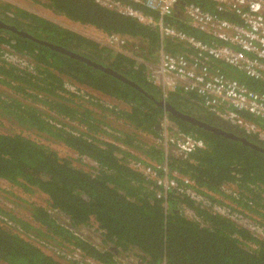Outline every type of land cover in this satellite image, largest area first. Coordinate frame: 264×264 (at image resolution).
<instances>
[{"label":"trees","instance_id":"1","mask_svg":"<svg viewBox=\"0 0 264 264\" xmlns=\"http://www.w3.org/2000/svg\"><path fill=\"white\" fill-rule=\"evenodd\" d=\"M31 1L71 23L112 37L119 48L102 46L0 0V21L30 37L0 28V86L20 98L0 91V120L19 126L22 132L33 133L37 139L0 133V179L16 190L11 200L5 199L9 209L0 205V262L63 264L60 257L45 254L22 235L32 233L58 248L78 252L93 264H123L119 257L132 250L145 264H264V239L225 216L212 214L209 208L195 205L174 190L157 198L161 188L132 167L135 162L157 165L160 177L166 165L169 172L192 182L190 190L206 195L210 208L226 202L247 218H259L258 224L264 228V139L206 112L202 98L196 94L177 90L163 96L159 88L151 85L145 66L130 56L139 52L142 60L155 59L160 42L154 29L113 9L100 7L93 0ZM180 2L199 6L217 19L236 21L204 0ZM114 3L118 8L148 15L146 9L128 0ZM167 21L203 44L214 43L211 37L191 30L178 16H169ZM49 45L109 69L139 90L52 50ZM165 49L172 55L184 52L171 42ZM7 56L17 58L18 62H9ZM206 58V65L220 75L264 95L263 82L248 79L222 62ZM69 85L83 86L90 92L75 87L71 92ZM90 93L107 98L114 105L98 104V99L88 96ZM161 101L180 114L244 139L258 150L172 116ZM110 116L127 129L115 130L106 121ZM163 117L174 126L165 130L167 134L175 130L201 141L203 148L176 157L142 140V135L160 137ZM64 121L84 130L66 128ZM251 121L264 130V123ZM113 130L117 135L114 142L120 148L97 138ZM41 139L87 159L94 165L93 170L87 172L73 166ZM227 187H234L233 195H223L222 190ZM18 192H39L46 197L47 207L26 203ZM22 204L29 205L28 218L13 211ZM49 211H58L67 224L57 221ZM187 211L198 221L188 218ZM91 225L100 245H94L88 237L76 236L77 228Z\"/></svg>","mask_w":264,"mask_h":264},{"label":"built area","instance_id":"2","mask_svg":"<svg viewBox=\"0 0 264 264\" xmlns=\"http://www.w3.org/2000/svg\"><path fill=\"white\" fill-rule=\"evenodd\" d=\"M93 1L100 7L104 5L107 8H117L124 14V9L118 8L115 0ZM128 1L146 9L148 15L143 16L137 10H126V14L154 29L159 37L160 44L154 60L146 61L130 56L145 66L148 82L159 88L163 96L177 90L183 94H196L202 98L201 104L206 112L222 122L235 124L243 131L264 139V130L251 121L264 123V95L248 90L237 81L220 75L216 69L206 65L207 61L204 59L207 57L206 60L222 62L246 78L264 84V0H204L216 11L234 17L235 22L217 19L203 8L183 5L180 0ZM172 15L180 17L191 30L211 37L214 43L203 44L179 30L167 21ZM106 39L113 42L110 36ZM168 42L177 45L184 52L170 54L165 49ZM161 128L162 133L157 139V144L165 153L170 151L173 156H185L203 148L201 141L178 134L175 130L174 133L167 134L165 130L171 129L172 126L166 117L162 118ZM156 166L151 163L148 166L140 163L132 165L133 169L139 170L149 181L161 188L157 198L165 196L167 190H174L178 195L194 201L195 205L209 208L212 214L225 216L264 239L262 235L253 232L264 229L247 218L246 214L226 202L210 208L205 202L206 195H199L189 189L192 182L187 178L176 172H169L166 165L159 177L156 172L159 167ZM0 181L4 182L1 179ZM49 212L52 216L60 215L58 211ZM186 213L189 216L193 214L190 211ZM193 216L196 219L194 214Z\"/></svg>","mask_w":264,"mask_h":264},{"label":"rangeland","instance_id":"3","mask_svg":"<svg viewBox=\"0 0 264 264\" xmlns=\"http://www.w3.org/2000/svg\"><path fill=\"white\" fill-rule=\"evenodd\" d=\"M1 1L9 3L11 5H14V6L26 11V12L32 13L36 16H39L40 18H42L44 20L52 22V23H54V24H56V25H58L64 29L72 31L76 34L82 35L84 37H88V38L94 40L96 43H98L102 46L113 47V49L119 48V46L117 44H116L117 46H115L114 42L107 40L106 36L97 32L96 30L90 29L86 26H81L79 24L71 23L67 19H65L63 16L54 15L50 11L44 10L43 9L44 7H41L40 5L33 3L31 0H1ZM108 9H109V7H108ZM128 47H129V45H128ZM131 49H134V48L132 47ZM125 50H127V49H125ZM5 58L9 62H14V63L18 62V59L15 57H12V56L11 57L7 56ZM71 87H73V89ZM71 87H70V85L68 87L69 88L68 90L71 92L73 90H75L74 87L78 88L82 91L86 90V91L90 92V90L85 89L83 86L76 87L75 85H72ZM0 91L6 92V93L12 95L13 98L20 100L19 97H16L12 93H10L8 89L3 88L2 86H0ZM75 94H77V93H75ZM83 94L84 93H78V95H83ZM88 96H93L94 98L98 99V104H102L105 107H111L113 104L112 101H109V99L104 98V97H100V96H97V95H94L91 93ZM22 102L27 103L25 100H22ZM86 106H88L89 109L93 110L91 106H89V105H86ZM95 111L97 112V110L94 109V112ZM55 119H57V118H55ZM106 121L109 122L111 124V126L117 131L118 130L123 131V130L127 129L125 126H123L121 124V122L113 120V117H111V116L108 117V119ZM66 122L67 121L62 122V123H64L63 125H66V128L80 130V131L84 130V128L79 127L75 123H69V121L67 123ZM0 133H2V134H23V136H26L28 138L36 139L35 135L33 133L22 132V130L20 129L19 126L15 125V124H10L8 121H4V120H0ZM116 137H117L116 131L113 130L112 132L108 131V135H100L97 138L101 142L112 143V144H114L120 148L121 145L119 143L114 142V138H116ZM140 138L142 140L146 141L148 144L158 146L157 139H153L147 135H142ZM41 142H43L45 145L49 146L50 148H55L54 150L57 151L59 156L69 159L73 166L81 168L82 170L87 171V172H91L93 170L94 165L91 164V162H89L85 158H78L76 154L68 152L63 146L56 145L54 147L50 144V142H45L42 139H41ZM176 157H178V156H176ZM78 159L80 161H78ZM134 164H138V162H135ZM14 191H16V190L13 189L11 184L9 185L5 181L4 182L0 181V205L3 204L5 206V209H9L5 205V203L7 202V200H5V199L11 200ZM222 191H223V195H227V196L233 195L234 187H227V188H224ZM18 195L20 196L21 199H23L28 204H35V205L37 204V205L43 206L45 208L47 207L46 197L44 195L40 194L39 192H35V193L32 192V193L27 194V195H22L19 193ZM21 206H23V207H17L15 209H13V211L18 216H21L22 218H28L29 205H26V204L23 205L22 204ZM186 215H187V213H186ZM53 216L57 221L61 222L62 224H67V221L61 215L53 214ZM187 216L194 219V220L197 219V218L196 219L194 218L193 214L190 216L189 215H187ZM250 219L253 222H256V224L258 226H260L258 224L259 218L250 216ZM196 221H198V220H196ZM261 228H263V227H261ZM75 232L77 233L76 236L80 235L81 237H85V238L88 237L92 240V243L94 245H100V240L98 238V234H95V227L93 225H91L89 227H84V228H77V230H75ZM253 232L259 236L262 235V237H264V230L262 231V229H258L256 231L253 230ZM22 235L28 241H30L31 243H34L45 254L54 255L56 258L60 257L58 260L61 261L63 264H70V262L71 263L76 262L77 264H85V263L93 264L90 262V260H84L81 256H79L78 252L73 253L72 251H70V249L58 248V247H56L55 243H53V242L49 243L48 240H46L44 238H39L35 234L31 233L29 235H24V234H22ZM136 256H138V253L132 250L126 254H122L118 260L123 264H145L142 261H140V259ZM0 264H2V263L0 262Z\"/></svg>","mask_w":264,"mask_h":264},{"label":"water","instance_id":"4","mask_svg":"<svg viewBox=\"0 0 264 264\" xmlns=\"http://www.w3.org/2000/svg\"><path fill=\"white\" fill-rule=\"evenodd\" d=\"M0 28H1V29H4V30H9V31L14 32V33H16V34H18V35H21V36H24V37H28V38H30V37H29L28 35H26L25 33L20 32V31H16V29H15L14 27L7 26V25H5L4 23H2L1 21H0ZM49 47H50V49L55 50V51H58V52H60L61 54H64V55H66V56H68V57H70V58L77 59V60H79V61H81V62H84V63H86V64H89V65H91L92 67H94V68H96V69H99L100 71H102V72H104V73H107V74L113 76L114 78H117L118 80H120V81L123 82L124 84H127V85H129V86H131V87L136 88V89L139 90V88H138L137 85H135L134 83L130 82L129 80L123 78L122 76H120V75L114 73L113 71H111V70H109V69L103 68L102 66L97 65V64H95V63H91V62H89L87 59H84L83 57H81V56H79V55H77V54H74V53H72V52H70V51L64 50V49H62V48H59V47H53V46H51V45H49ZM160 104H161L162 106H164L165 110H166L167 112H169L172 116H174V117H176V118H178V119H180V120H182V121L188 122V123H190V124H192V125H194V126L200 128V129L206 130V131H208V132L216 133V134L221 135V136H223V137H225V138H229V139H232V140H235V141H240V142H242L243 144H248V145L251 146V148H253V149H255V150H258L257 147H255V146H253V145L247 143V142H246L244 139H242V138H237V137H235V136H233V135L226 134V133H224V132H222V131H219L218 129H215V128H213V127H211V126H209V125H207V124H205V123H203V122L198 121L197 119L192 118L191 116H187V115L180 114L179 112L175 111L174 109H172V108L169 107L168 105L165 106V104L163 103V101H161ZM172 126H173V125H172ZM173 127H174V126H173ZM259 151H260V150H259Z\"/></svg>","mask_w":264,"mask_h":264},{"label":"bare ground","instance_id":"5","mask_svg":"<svg viewBox=\"0 0 264 264\" xmlns=\"http://www.w3.org/2000/svg\"><path fill=\"white\" fill-rule=\"evenodd\" d=\"M103 6H104V5H103ZM103 6H102V7H103ZM117 6H118V5H117ZM104 7H106V6H104ZM110 9H113V10H115L116 12H119V10H118L117 8L115 9V8H113V7H110ZM123 9H124V10H123V13H124L125 15H127V14H126V10H130V9H127V8H123ZM119 13H120V12H119ZM127 16H128V15H127ZM129 17H130V16H129Z\"/></svg>","mask_w":264,"mask_h":264},{"label":"flooded vegetation","instance_id":"6","mask_svg":"<svg viewBox=\"0 0 264 264\" xmlns=\"http://www.w3.org/2000/svg\"><path fill=\"white\" fill-rule=\"evenodd\" d=\"M103 34V33H102ZM104 35V34H103ZM104 36H106V35H104ZM107 37V36H106ZM157 53V51L155 52V54ZM138 55H139V52L138 53H135V55H133V57L134 58H136V57H138ZM139 58V57H138Z\"/></svg>","mask_w":264,"mask_h":264}]
</instances>
